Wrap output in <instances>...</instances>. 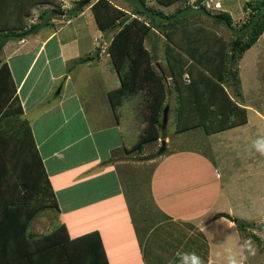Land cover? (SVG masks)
I'll list each match as a JSON object with an SVG mask.
<instances>
[{
	"label": "crops",
	"instance_id": "obj_1",
	"mask_svg": "<svg viewBox=\"0 0 264 264\" xmlns=\"http://www.w3.org/2000/svg\"><path fill=\"white\" fill-rule=\"evenodd\" d=\"M72 1L40 0L43 12L39 17L56 10L45 14L42 21L49 20L51 24L42 25L43 32L9 40L0 51V67L8 63L17 87L19 101L13 108L21 107L30 122L42 167L59 206L55 210L57 219L47 230L44 219L38 218L41 210L29 231L49 233L61 224L67 227L71 238L98 231L110 264H192L193 255L201 264L209 261L230 264L233 259L238 264H264V228L261 227L264 197L257 196L253 201L250 195L242 208L236 206V199L240 197L236 192L231 196L222 193L228 184L222 183L223 175L217 172L216 184H208L204 173L188 169L190 155L204 158L205 162L206 158L187 149L170 148L168 136L164 151L158 149L162 137L145 144L141 150L134 149L147 125L148 94L145 89L138 90L117 106L110 100L109 93L122 84L109 52L121 28L100 29L92 9L97 0H83L75 8ZM110 1L131 18L139 15L147 19L138 11L149 8V0L146 6L142 0ZM247 1L238 3L243 8V17L235 22L244 18ZM82 5L86 6L82 8ZM61 6L62 11L56 8ZM89 12L102 32L87 47L83 46L86 44L83 38L90 36L87 30L84 32L89 26L88 20L81 22V18ZM34 14L31 12L30 16ZM77 21L74 30H67ZM261 36L264 38V33ZM149 38L153 43L146 39L145 47L153 55L152 64L166 74L165 39ZM97 42L101 43L100 47ZM255 45L246 51L241 62ZM96 50L99 52L96 58L74 62ZM141 61L145 66L146 57ZM96 65L101 73L97 84L104 89L97 101L93 95L97 93L91 87L85 93L81 90L92 82L89 72ZM77 68L85 72L81 78H74ZM57 86L61 88L60 93L54 91ZM167 106L170 113L173 107ZM45 114L47 117L39 121ZM260 116L262 123L264 117ZM249 123L248 115V122L243 125ZM0 153L5 167L6 152L0 149ZM23 165L25 172L18 173L16 180L24 178L33 184L38 178V168L32 169L29 163L21 162L20 166ZM200 165L207 166L202 161ZM31 191L32 199L37 200L38 191ZM242 220L254 224V231L242 232L237 222Z\"/></svg>",
	"mask_w": 264,
	"mask_h": 264
},
{
	"label": "trees",
	"instance_id": "obj_2",
	"mask_svg": "<svg viewBox=\"0 0 264 264\" xmlns=\"http://www.w3.org/2000/svg\"><path fill=\"white\" fill-rule=\"evenodd\" d=\"M178 1L181 0H156L159 6L166 7ZM39 2L33 0L30 5ZM142 3L146 6V0ZM206 5L204 0H197L194 9L221 20L234 35L230 42L206 24L181 19L180 14L189 11L190 6L179 8L173 14L150 7L139 10L140 15L150 18L147 21L131 18L110 0H97L93 4L100 29L121 28L109 46L112 62L122 81L119 88L109 93L111 102L117 106L138 90L145 89L148 94L147 125L134 149L141 150L145 144L161 137L163 109L172 91L178 100V132L202 125L206 133L213 134L248 122L247 108L231 96L227 86L235 81L234 93L237 98L241 97L239 64L246 51L264 33V0L245 3L247 18L241 25L235 23L229 12L213 13ZM31 10L18 2L0 13V26H3L0 51L9 40L27 38L42 25H50L49 20L42 22L44 16L56 11L41 14V21L28 27L23 17H28ZM161 35L165 37L166 74L152 64L153 55L145 47L148 36L159 38ZM144 56L145 66L141 61ZM90 59L87 56L76 62ZM16 93L10 67L4 62L0 67V149L6 152L7 164L4 167L0 153V264H110L98 231L75 238L69 236L64 224L42 235L29 231L31 222L41 210L58 211L59 206L42 167L30 122L21 107L13 108L19 101ZM21 162L29 163L32 169L38 168V178L33 184L24 178L16 180L18 173L26 169L25 165L20 166ZM32 189L38 191L37 200L32 199ZM246 225L238 224L241 229Z\"/></svg>",
	"mask_w": 264,
	"mask_h": 264
},
{
	"label": "rangeland",
	"instance_id": "obj_3",
	"mask_svg": "<svg viewBox=\"0 0 264 264\" xmlns=\"http://www.w3.org/2000/svg\"><path fill=\"white\" fill-rule=\"evenodd\" d=\"M32 1L33 0H0V7H1L0 12H5L4 8L6 6L15 5L16 3L18 4V2H21L24 8L25 6H27L28 9L33 8L31 11L35 13L34 16L29 15L26 18L25 16L23 17L24 21L26 20L27 26L29 27L31 26V24L41 21L39 14L43 12V9L41 8V6L43 5L40 6L39 5L40 3H38L31 6L30 4ZM78 1H83V0L72 1L74 8L75 6L76 7L78 6L76 5ZM196 1L197 0H181L169 7H166V6H159L156 0H149L148 6L158 11L162 10L165 14H173L179 8H185L187 6L189 8L190 6L189 11H185L180 14L181 19L188 22H200L206 24L212 27L213 29H215L216 31H218L219 34H221L228 42H230L231 39H233L234 37L231 30L228 29L221 20L212 19L206 16L205 14H200L199 11L195 10L194 5L196 4ZM204 1L207 3L206 5L207 8L210 9L212 12L214 11L213 13H215V11L229 12L234 18V21L239 20L241 17H243L242 16L243 8L241 6H238V3L241 2V0H212V1L204 0ZM217 1L223 4L222 9L215 7V2ZM249 1H254V0H249ZM56 8L60 9L61 11L64 10L63 9L64 7L62 6ZM65 10L67 9L65 8ZM138 17L140 18L141 16L138 15ZM86 18L88 20L87 24L89 26L86 27L84 32H86L87 30L90 36H88L87 38H83V41H86V44H84L83 46H87V43L90 45L92 39L98 37L99 33L102 32L98 29L97 25L95 24L96 23L95 19L90 12L87 13L86 17L81 18V22H83ZM246 18H247V13L245 12L244 18L241 21H237L235 23L237 25L239 24L241 25ZM146 20L149 21L150 18H147ZM78 23L79 21L70 25L67 30H74L73 28H75L76 24ZM117 27L118 26H115L113 28H110L109 30H115ZM42 28L44 27L42 26L39 27L38 31L40 32L45 31L42 30ZM2 29L3 28H0V30ZM147 39L150 40V44L153 43V40H151L149 36ZM160 39H165V37L161 35L158 40ZM31 40H34V38H32ZM97 44L98 47H100L101 43L97 42L96 45ZM98 55L99 52L96 50L88 57H91L90 60H92L96 58ZM74 62L76 61L74 60ZM72 64L74 63H70V65ZM240 64H239L240 82L238 88L241 91V97L237 98L236 94L234 93L233 86H235L236 83L235 81L230 82L229 84L230 86H227V90L229 91V93L233 95L235 100L237 99V101L240 104H244V106L247 105L249 106V108L248 107L247 108H248V115L250 117V123L248 125L237 126L233 129H227L221 131L220 133L217 132V134L206 133L202 125H199L189 130L178 132L175 129L176 127L175 123L177 120L178 113L175 111L177 108L174 109V106L176 105V102L178 103V100L176 99V94L174 92L172 94H169L170 95L169 99L168 98L166 99L167 100L165 103L166 106L169 104L173 108H171L170 110L169 124H167L166 129L165 130L162 129L163 125L161 127L162 139L160 146L158 147L159 150L162 148L163 140H165V137L168 136L169 140L167 141V143L170 148L187 149L193 153L195 152L205 157L206 162L203 161L205 160L204 158H198L197 155H190L189 158L190 163L188 169L191 171L195 170L199 173H204L205 177L207 176L209 179V180L208 179L205 180L208 184H216L217 182L216 174L217 172H220L223 175V178L221 179L222 183L226 181L228 182V184L224 186V190H222V193L231 196V194H234V192H236V195L237 196L239 195L240 197L236 199L235 205L239 207H241L242 204H246V202H248L250 195L251 198L253 197V201L255 199H258L257 196L259 198L264 197V152L258 151L255 146L258 140H264V120H262V123H260L261 122L260 115L262 114L264 117V38L263 36L260 37L255 47L253 48V51L245 55V59L242 62L240 61ZM107 65L109 66L108 63ZM98 67L99 66L96 65L94 66V69L90 68L91 70H93L89 72V76L92 82H90L86 87H83L81 89L84 90L85 93L86 92L85 89L87 88L89 90V88L91 87L92 90H94L97 93V94H93L95 101H97L101 97V95H99L101 93V90H104L102 88L103 86L97 84V81L100 79L101 76L99 69L100 67L99 68ZM107 68L108 67L106 66L105 69ZM75 74H77V76H75ZM75 74H74V78L77 77L81 78V76H83L85 72L84 70H82V68H77L75 70ZM33 78H34V74L31 76L30 81H32ZM43 81L44 79L42 80L41 85ZM59 88L60 87L57 86L54 91L58 92ZM52 97L54 98L55 95H52ZM146 113L148 118V112L146 111ZM43 117L44 118L47 117V114L43 115L39 119V121L42 120ZM229 144L233 147L231 148L228 147ZM200 161L204 162V164H206L207 166L202 167L200 165ZM225 168H228V170L226 171ZM223 196L224 194H222L221 202L223 201ZM38 218H41V220L44 219L45 222L44 227L45 230H47L49 226L57 219V213L53 208L43 209L40 212ZM237 222L238 224L239 223L247 224L245 229L241 230L240 228L242 232L244 230L246 231L248 230V232L253 230L254 224L252 225V223H247L248 220L246 221L242 220L241 222L239 221ZM261 227L264 228V223L261 225ZM34 229L36 230V228ZM41 229L44 230V228L42 227ZM31 233L35 235L46 234L42 232L40 233L39 231H31ZM252 235L253 234H251V236Z\"/></svg>",
	"mask_w": 264,
	"mask_h": 264
},
{
	"label": "clouds",
	"instance_id": "obj_4",
	"mask_svg": "<svg viewBox=\"0 0 264 264\" xmlns=\"http://www.w3.org/2000/svg\"><path fill=\"white\" fill-rule=\"evenodd\" d=\"M255 146L258 151L264 152V140H258ZM191 259H192V264H201L199 258L196 257L195 255H193ZM230 264H238V262L233 259L230 260Z\"/></svg>",
	"mask_w": 264,
	"mask_h": 264
},
{
	"label": "water",
	"instance_id": "obj_5",
	"mask_svg": "<svg viewBox=\"0 0 264 264\" xmlns=\"http://www.w3.org/2000/svg\"><path fill=\"white\" fill-rule=\"evenodd\" d=\"M89 1H90V0H86V2H89ZM60 89H61V88H59V90H58L57 93H60ZM168 113H169V106H166V107L164 108V113H163V128H165L166 125H167V122H168ZM165 148H166V141L163 140V146H162V148H161V151H164ZM225 217H227V218H232L229 214H225Z\"/></svg>",
	"mask_w": 264,
	"mask_h": 264
},
{
	"label": "built area",
	"instance_id": "obj_6",
	"mask_svg": "<svg viewBox=\"0 0 264 264\" xmlns=\"http://www.w3.org/2000/svg\"><path fill=\"white\" fill-rule=\"evenodd\" d=\"M215 7L216 8H220L221 7V3L220 2H215ZM208 264H215V263L213 261H209Z\"/></svg>",
	"mask_w": 264,
	"mask_h": 264
}]
</instances>
